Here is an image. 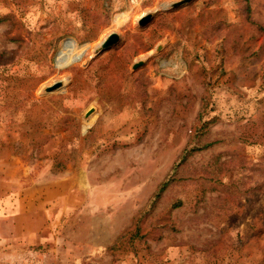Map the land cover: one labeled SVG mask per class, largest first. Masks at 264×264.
<instances>
[{
  "label": "rangeland",
  "instance_id": "1",
  "mask_svg": "<svg viewBox=\"0 0 264 264\" xmlns=\"http://www.w3.org/2000/svg\"><path fill=\"white\" fill-rule=\"evenodd\" d=\"M176 1L0 0V264H264V0Z\"/></svg>",
  "mask_w": 264,
  "mask_h": 264
},
{
  "label": "water",
  "instance_id": "2",
  "mask_svg": "<svg viewBox=\"0 0 264 264\" xmlns=\"http://www.w3.org/2000/svg\"><path fill=\"white\" fill-rule=\"evenodd\" d=\"M185 1H190V0H179V1H176V2H173V6H177L178 4H180L181 2H185ZM148 15L146 16H143L140 20H139V23H143L144 21H146L148 19ZM117 38V34L115 32H112L110 34H108V36L103 39L101 41V46L102 48H106L108 45L111 44V42H113L115 39ZM135 66V64H134ZM60 86V82H54L53 84L51 85H48L44 88L45 91L49 92L51 90H54L55 88L59 87Z\"/></svg>",
  "mask_w": 264,
  "mask_h": 264
},
{
  "label": "trees",
  "instance_id": "3",
  "mask_svg": "<svg viewBox=\"0 0 264 264\" xmlns=\"http://www.w3.org/2000/svg\"><path fill=\"white\" fill-rule=\"evenodd\" d=\"M184 153L182 156H180L179 161H181L184 158ZM171 176L169 175L166 179H164L157 187L155 193L153 194L152 198L150 199L151 202H154L160 195V193L163 191V189L167 186V184L170 182ZM142 215V214H141ZM138 223V218H136V224ZM136 231H138V225L135 227ZM136 233V232H135ZM137 234V233H136Z\"/></svg>",
  "mask_w": 264,
  "mask_h": 264
},
{
  "label": "bare ground",
  "instance_id": "4",
  "mask_svg": "<svg viewBox=\"0 0 264 264\" xmlns=\"http://www.w3.org/2000/svg\"><path fill=\"white\" fill-rule=\"evenodd\" d=\"M59 53V51L57 52V54Z\"/></svg>",
  "mask_w": 264,
  "mask_h": 264
}]
</instances>
